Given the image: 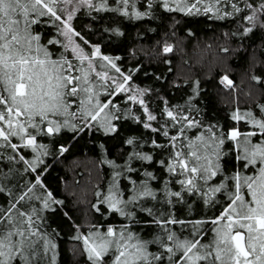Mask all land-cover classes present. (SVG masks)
Instances as JSON below:
<instances>
[{"label":"snow or ice","instance_id":"obj_1","mask_svg":"<svg viewBox=\"0 0 264 264\" xmlns=\"http://www.w3.org/2000/svg\"><path fill=\"white\" fill-rule=\"evenodd\" d=\"M201 19L260 41L247 100L216 74L223 116L215 77L175 70ZM129 27L163 34L126 57ZM81 141L103 173L85 200L52 177ZM65 225L85 264H264V0H0V264H58Z\"/></svg>","mask_w":264,"mask_h":264},{"label":"trees","instance_id":"obj_2","mask_svg":"<svg viewBox=\"0 0 264 264\" xmlns=\"http://www.w3.org/2000/svg\"><path fill=\"white\" fill-rule=\"evenodd\" d=\"M77 23L86 24L88 21L86 18H82ZM190 26L196 33L194 39L186 37L185 25H181L183 31L177 32L176 39L181 42L182 51L177 53L174 60L175 70L178 74H183L193 69H198L202 77L205 75L215 77L211 84H206V87L210 93L216 96L217 108L222 109L220 115L223 116L230 97L217 85L218 76L216 74L217 72L228 71L237 85L242 102L247 100L245 94L248 93L250 87L247 72L252 66V60L260 56V41L256 43L247 41L244 50L237 51L238 44L236 42L229 41L221 36V32L226 30L221 25L201 19L199 24ZM139 31L141 29L138 27H129L127 29V39L122 42L123 46L118 54L127 57L129 49L136 48L142 50L137 53L138 57H144L150 53L155 41L163 34V29H161L158 33L147 34L141 40L137 38V32ZM248 45H251V47H248ZM224 46L232 48L233 52L227 56L219 53L218 48ZM126 62L129 66L133 63V61H128L127 59ZM186 63L191 64L192 69L187 68L185 66ZM248 103L251 104V101H248ZM84 143V141H81L80 144L73 147L66 158L61 159L59 163L54 165V171L52 172V177H65L68 180L67 192L69 196L75 192L81 200H85L86 195L91 190V184L98 183L103 179V173L98 174L93 164L95 157L87 147H84ZM73 179L80 181L78 187L72 184ZM51 182L54 187L62 188L57 180H51ZM73 203L74 201H70L69 206L72 207ZM73 217L78 223L83 224L92 219V213L87 204L82 203L76 206ZM73 234L67 225L63 227V239L60 241L58 264H85L82 257L73 255L75 244L70 239Z\"/></svg>","mask_w":264,"mask_h":264}]
</instances>
